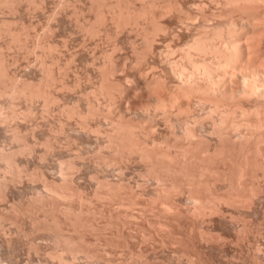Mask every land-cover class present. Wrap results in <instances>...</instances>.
I'll return each instance as SVG.
<instances>
[{
    "label": "rangeland",
    "instance_id": "obj_1",
    "mask_svg": "<svg viewBox=\"0 0 264 264\" xmlns=\"http://www.w3.org/2000/svg\"><path fill=\"white\" fill-rule=\"evenodd\" d=\"M226 3L0 0V264H264V139L247 165L184 162L185 121L206 157L238 144L170 68L193 38L264 19Z\"/></svg>",
    "mask_w": 264,
    "mask_h": 264
},
{
    "label": "bare ground",
    "instance_id": "obj_2",
    "mask_svg": "<svg viewBox=\"0 0 264 264\" xmlns=\"http://www.w3.org/2000/svg\"><path fill=\"white\" fill-rule=\"evenodd\" d=\"M226 2L228 5L244 9V5L247 6L252 3L260 4V2H264V0H226ZM256 19L254 20L253 18L251 20L250 18V28H247L246 30L241 31L238 29V31H235L237 29L230 26L228 27L226 35H222L219 31H215L207 38V41H204L203 38L195 37L192 39L189 47L183 50L182 57L186 64L177 61L170 62V68L175 79L174 93L177 92L178 95L184 98H189L191 96L196 97L200 103L207 107L205 117L211 118L212 120L210 134L217 136L221 143L226 144L231 142L235 143V145L236 143L238 144L235 148V155L228 154L230 153L228 148H225L229 150L228 153H224L221 148H216L214 152L212 151L213 153L211 152L212 154H207L208 156L206 157L203 150L201 153L200 149L193 148V142H198L199 135L192 125L185 121L183 125V140L187 141V146L185 145L187 150L185 155H183L184 162L188 160L189 162L195 161L196 163H200L211 158H218L231 164L236 163L237 165H247V162H251V160L254 159L255 151L249 153L250 149L247 147V143H257L264 139V132L261 130V117H263L262 119L264 122V58H257L256 52V46H260L259 41L261 40L259 39L261 38L262 33L259 36L255 31L258 26H264V19H258L260 21H256ZM258 36L260 38H258ZM189 110V106L185 107L186 112ZM200 119L201 118H196L195 121H199ZM115 124H112L113 126L111 127L112 131H110V136L112 135V137H114L113 139L116 140L115 142L124 144L128 143L130 147V145L133 144L130 143L132 137H127L130 141L128 142L125 138L128 131L124 135L125 132L123 130L126 129H124L119 123ZM125 126L127 129L130 127L128 125ZM131 128H129V130ZM143 129L144 128H142V130ZM147 130L150 132L153 131V129L151 130V126ZM122 131L124 133H122ZM130 131L132 132V130ZM119 133H122L124 137ZM130 135L132 136V133ZM136 140H134L136 148H140L142 144L145 145L144 141L140 142L142 139ZM153 143L155 144V147L152 144V148L154 147L156 149H159L158 147L161 146H159V144H162L155 140ZM144 145H142V147ZM129 147L127 149H129ZM133 147L131 146L132 149ZM150 147L151 146H149V148ZM183 147L184 146H182V148ZM131 148L129 150H131ZM143 148L145 150L146 146ZM143 148L140 150L144 151ZM152 148L151 151L155 154L153 157L159 156L157 158L159 160L162 155L163 157L165 156V153L163 154L164 147L161 148L162 150H154L153 148L155 152ZM193 149L196 152L201 153L200 156L197 153L195 154ZM147 151L148 150L146 149L144 152L147 153ZM160 151L163 152L159 153ZM206 151L207 150H205V152ZM197 155L199 157H197ZM170 158L173 159V157ZM163 159L164 160L160 158V162H164L166 158ZM167 160L168 159H166V161ZM168 162L170 161L168 160Z\"/></svg>",
    "mask_w": 264,
    "mask_h": 264
}]
</instances>
